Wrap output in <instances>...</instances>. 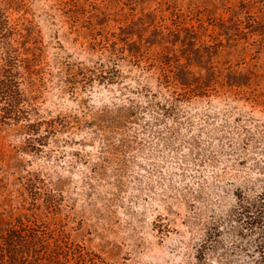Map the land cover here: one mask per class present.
I'll list each match as a JSON object with an SVG mask.
<instances>
[{
	"label": "rangeland",
	"instance_id": "1",
	"mask_svg": "<svg viewBox=\"0 0 264 264\" xmlns=\"http://www.w3.org/2000/svg\"><path fill=\"white\" fill-rule=\"evenodd\" d=\"M0 11L11 29L0 65L17 58L26 100L15 121L0 103V230L42 221L86 264H264L232 215L234 192L264 189V17L248 19L241 0H0ZM166 55L204 93L180 98L158 137L139 112L119 127L128 146L101 161L98 115L142 104L143 88L182 91L173 72L161 85ZM25 111L70 127L35 138ZM34 178L59 186L56 212L34 209Z\"/></svg>",
	"mask_w": 264,
	"mask_h": 264
},
{
	"label": "trees",
	"instance_id": "2",
	"mask_svg": "<svg viewBox=\"0 0 264 264\" xmlns=\"http://www.w3.org/2000/svg\"><path fill=\"white\" fill-rule=\"evenodd\" d=\"M241 8L245 12L248 19L256 21V18L264 17V0H241ZM8 19L0 11V35L6 36L10 32ZM7 33V34H6ZM8 47L11 48L9 43ZM7 52V51H6ZM4 63L0 65V103L5 107L7 114L13 113L14 121L20 119V103L25 102V97L19 85V72L16 70L17 58L10 53L4 57ZM170 57L166 55L160 62L162 70L161 85L170 83L169 72H173V80H176L181 85V92L171 91V94L164 95L160 91H151L143 88L140 94L145 98L141 103L128 99L127 103L117 107L113 111L105 112L97 116L99 121H96L94 132L100 138V150L98 159L105 161L112 155V151L117 147L128 146L130 139L122 137L119 127L128 128L130 124L136 123L137 114L142 113L148 115L146 120L138 122L141 129L154 127L153 133L160 136L161 131L170 129L167 122L164 121L176 117L180 110L178 102L187 95H194L196 89H201L197 94H203V79L201 77H193L188 65L179 63V59H175V69L171 70L169 62ZM167 67H165V66ZM160 95L161 99H156ZM181 95V97H179ZM25 111L23 120L26 121L24 127L30 132V136L35 135V138L46 137V134H55L58 128H69L70 120L67 119H51L31 121ZM141 117V119H142ZM139 119V120H141ZM94 121V120H93ZM174 120H172L173 122ZM90 123V122H89ZM163 123L164 126H159ZM45 124L44 135H39V130ZM58 125V126H57ZM101 162H99L100 164ZM97 165V164H96ZM35 179V178H34ZM26 188L30 192L31 202L34 204V209L39 210L41 207L48 212L54 213L59 208L58 199L55 191L59 190V186L52 184L47 188L41 179L30 180ZM42 190V191H41ZM60 191V190H59ZM236 204L232 206V215H235V221L243 224L242 228L249 232L257 234L260 241L257 246L261 251H264V189L259 191H247L243 194L234 192ZM40 199V202H39ZM37 201L39 203H37ZM41 222V223H40ZM27 219L23 222L17 219L14 224L0 230V264H86V256L81 251L75 248V251L62 243V237H58L53 241H47L53 238L48 228L44 229L42 221ZM63 232V231H60ZM62 234V233H60ZM59 234V236H60ZM257 264V263H255Z\"/></svg>",
	"mask_w": 264,
	"mask_h": 264
}]
</instances>
